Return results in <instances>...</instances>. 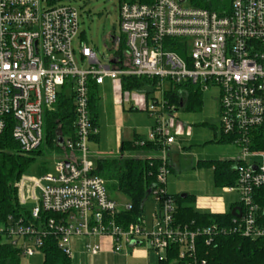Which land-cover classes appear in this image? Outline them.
<instances>
[{"label": "built area", "instance_id": "obj_1", "mask_svg": "<svg viewBox=\"0 0 264 264\" xmlns=\"http://www.w3.org/2000/svg\"><path fill=\"white\" fill-rule=\"evenodd\" d=\"M61 0H0V137L10 119L12 139L22 154L44 147V114L54 109L66 88L73 99L74 122L67 136L57 135V156L51 170L34 177L23 175L15 183L17 216L8 215L0 237L21 256L41 253L47 239L72 258L74 239L108 238L111 252L146 247L158 256L171 246L179 257L195 260L198 237L210 245L214 237L238 235L264 237L257 224L264 196V166L254 159L262 154L249 150L250 131L264 122V0H230L222 14L195 8L190 0H136L119 4L118 28L124 42L108 63L101 64L85 43L75 48L79 15ZM124 77L156 80L159 99L148 104L138 99L137 109L152 118L146 141L162 146L157 184L150 193L155 205L149 223L143 219L124 226L118 217L131 211L128 202L109 197L105 181L94 175L89 161L90 138L97 135L89 111V85L105 79L122 93ZM193 85L204 93L218 90L219 134L240 149L233 169L240 217L229 225L192 228L175 223L176 206L166 190L165 152L175 143L165 114L177 111L165 94L180 85ZM62 139V144L58 140ZM48 149L47 147H44ZM48 162H45L46 167ZM95 257L101 244L85 245ZM42 254V253H41ZM200 264H205L201 262Z\"/></svg>", "mask_w": 264, "mask_h": 264}, {"label": "trees", "instance_id": "obj_2", "mask_svg": "<svg viewBox=\"0 0 264 264\" xmlns=\"http://www.w3.org/2000/svg\"><path fill=\"white\" fill-rule=\"evenodd\" d=\"M136 0H119L122 2H135ZM230 0H190L195 8L205 9L209 12L222 14V8L227 9ZM119 53L123 57L124 42H120ZM156 80L147 78L124 77L121 79L122 93L142 92L146 88V96L157 91ZM165 99L173 105L175 110L197 112L202 107V92L193 85H180L165 94ZM182 104V108L180 105ZM89 111L93 126L98 128L99 121V95L98 86L89 85ZM74 122L73 99L66 88L59 94L54 109L44 114V147L49 150L57 149V135L67 136L72 132ZM13 122L8 119L5 129L0 137V225L8 215L17 216L20 208L17 203L15 183L25 175L29 168L35 164L37 158L42 157L41 150L26 155L19 151L17 144L12 139ZM95 137L90 138L93 141ZM228 144V140H222ZM249 150L253 153L264 155V122L252 129L249 134ZM147 152L159 153L162 146L146 141L145 137L135 135L129 142L122 143V152ZM45 164V163H43ZM237 162L233 161H205L198 162V167L210 168L213 171L214 186L218 189L235 187L237 173L233 169ZM41 174L47 172L42 166ZM161 168V160L158 157L125 158V159H100L97 160L93 174L102 178L106 185L117 193L123 195L131 205V211L119 215L118 222L124 226L137 223L143 219V203L150 197L148 191H152L157 184V175ZM168 172L169 167L167 164ZM176 206L175 223L192 228H203L210 225H229L233 219L230 213L208 214L197 211L192 205H183L182 202H193L194 198L186 196L181 198L172 196ZM260 210L257 216V224L264 226V196L257 201ZM206 238H197L195 247V260L200 264H264V237L248 239L238 235L217 236L210 245L205 244ZM43 255L42 264H70L58 248L53 239H47L41 249ZM20 253L14 247L6 243L0 237V264H20ZM190 259L186 256L179 257V248L171 246L158 259L156 264H188Z\"/></svg>", "mask_w": 264, "mask_h": 264}, {"label": "rangeland", "instance_id": "obj_3", "mask_svg": "<svg viewBox=\"0 0 264 264\" xmlns=\"http://www.w3.org/2000/svg\"><path fill=\"white\" fill-rule=\"evenodd\" d=\"M60 4L69 5L76 9L79 15L78 37L73 42L76 48L79 43H85L96 54L101 64L108 63L114 58L121 45L122 36L118 28L119 0H61ZM98 87L99 95V131L101 141L99 150L96 142L89 144L91 161L96 164L100 158H118L120 153L119 139L124 138L126 133L136 131L138 134L147 136L154 118L141 109H137L138 99L146 97L149 88L136 95L135 101L132 95L123 94L120 102V93L116 88V83L107 82ZM157 91L147 96L148 104L152 99H159ZM123 103V104H121ZM132 108V109H131ZM131 109V111H130ZM166 121L173 123L172 129H168L175 137V143L165 152L167 164H170L169 173L166 177V189L172 196L188 195L197 198L198 195L217 197H234V194H225L221 189L214 186L213 171L206 167H197L198 162L240 157V149L234 145H217L214 136L216 130L219 134L218 115V90L210 88L202 93V107L197 112L178 109L177 111L165 114ZM42 157L37 158L28 172L29 176L38 177L41 174L43 163L47 171L51 170L52 160L56 158L57 151L49 150L41 146ZM126 157H139L133 153H126ZM156 157H161V152L155 153ZM264 166V155L254 159ZM112 184H107L106 189L110 198L119 204H124L126 199L120 193L114 191ZM183 205H190L192 202H182ZM144 216L150 219L155 209V205L148 197L143 203ZM85 241V240H84ZM81 251V241L77 244ZM118 257V258H117ZM161 256L150 252L149 259L139 257L119 255L117 259L112 256L99 255L91 258L81 254L75 260L70 259V264H156ZM43 255L35 254L33 257H20V264H42ZM162 258V257H161Z\"/></svg>", "mask_w": 264, "mask_h": 264}, {"label": "crops", "instance_id": "obj_4", "mask_svg": "<svg viewBox=\"0 0 264 264\" xmlns=\"http://www.w3.org/2000/svg\"><path fill=\"white\" fill-rule=\"evenodd\" d=\"M106 80H109V79H105L103 84L100 85V86H103L105 84ZM107 82H111V81L109 80ZM121 104H123V103H121ZM131 109H130V111H131ZM152 126H153V123L151 124V127ZM135 135H138V136H141V137H146L145 135L138 134L136 131H132L130 133H126V136H124V138H122V140H121V138L119 139V142H120V146H119L120 147V153H119L118 158L117 157L116 158H112V157L111 158H100V154L97 153V155L99 157V160L100 159H125V158L156 157L155 153L153 154V153L140 152V151L133 153V155H138L139 157H126V156H124V155H126L127 152H122V143L131 141L134 138ZM214 136H215V139H216V141H214V142L217 145H220V144L231 145L232 144L229 141H228V144L222 142V140H225V139H222L218 135L216 130L214 131ZM100 141H101V137H100L99 121H98L97 135L95 136L93 141H90V143L91 142H96V145L98 146ZM98 150H99V146H98ZM233 160H235V159L227 158V159H223V160L220 159V160H217V161H233ZM168 167L171 168L169 163H168ZM224 189H222V191L225 194H234V197L223 198L224 197L223 196V197L214 198V196L212 194H210V196L198 195V197L194 199V201L192 202L191 205L197 211H200V212H203V213H208V214H226V213H230L232 209L238 207L237 194L236 193H226L224 191ZM182 196H183V198H185L187 195H182ZM144 219L146 220L147 223H149L150 220H151V216H150V219H146V217L144 216ZM79 241H81V251H80V249L77 246V244H79ZM99 242L101 244V252L97 256L106 255V256H112L113 259H117L118 258V257L116 258V256H118V254H114V253L111 252L112 244H111L110 239L105 237V238H102L100 241L98 239H74L73 241H71L72 259L75 260L76 256H79L81 254H85L86 253L85 252V245L86 244L99 243ZM150 252H153V251L147 249L146 247H134V248H129V249L123 250V252L120 253L119 255H123L124 254L126 256L127 255L128 256H134V257H139L140 259L148 260ZM86 255H88V254L86 253ZM97 256H95V257H97ZM95 257H91V258H95Z\"/></svg>", "mask_w": 264, "mask_h": 264}, {"label": "water", "instance_id": "obj_5", "mask_svg": "<svg viewBox=\"0 0 264 264\" xmlns=\"http://www.w3.org/2000/svg\"><path fill=\"white\" fill-rule=\"evenodd\" d=\"M180 2H183V1L181 0ZM180 108H182V104L180 105ZM58 144L59 145L62 144V139L61 138L58 140ZM147 194L149 195L150 191H148ZM181 198H183V196ZM230 214H231L232 217H237V218L240 217V208L237 207V208L232 209Z\"/></svg>", "mask_w": 264, "mask_h": 264}]
</instances>
